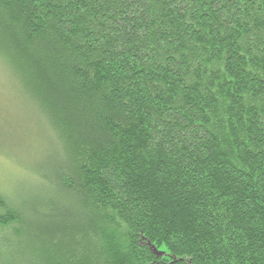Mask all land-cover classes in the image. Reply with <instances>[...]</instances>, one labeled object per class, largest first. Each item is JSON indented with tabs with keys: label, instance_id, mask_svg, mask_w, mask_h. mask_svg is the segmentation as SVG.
I'll return each instance as SVG.
<instances>
[{
	"label": "trees",
	"instance_id": "trees-1",
	"mask_svg": "<svg viewBox=\"0 0 264 264\" xmlns=\"http://www.w3.org/2000/svg\"><path fill=\"white\" fill-rule=\"evenodd\" d=\"M0 62L60 147L1 260L264 264V0H0Z\"/></svg>",
	"mask_w": 264,
	"mask_h": 264
},
{
	"label": "rangeland",
	"instance_id": "rangeland-1",
	"mask_svg": "<svg viewBox=\"0 0 264 264\" xmlns=\"http://www.w3.org/2000/svg\"><path fill=\"white\" fill-rule=\"evenodd\" d=\"M59 155L60 147L35 100L23 93L0 62V194L19 206L23 204L20 200L46 193L51 186L45 185L39 174ZM24 216L30 218L28 213ZM9 226L0 227L2 245L10 247L29 241L17 239L7 230ZM1 259L0 264L8 263ZM8 264L21 263L10 260Z\"/></svg>",
	"mask_w": 264,
	"mask_h": 264
},
{
	"label": "water",
	"instance_id": "water-1",
	"mask_svg": "<svg viewBox=\"0 0 264 264\" xmlns=\"http://www.w3.org/2000/svg\"><path fill=\"white\" fill-rule=\"evenodd\" d=\"M153 249V247H151ZM153 251H155V249H153Z\"/></svg>",
	"mask_w": 264,
	"mask_h": 264
}]
</instances>
